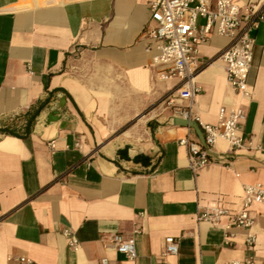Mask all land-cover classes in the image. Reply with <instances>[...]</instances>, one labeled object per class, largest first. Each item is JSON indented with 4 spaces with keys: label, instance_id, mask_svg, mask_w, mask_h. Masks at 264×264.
<instances>
[{
    "label": "crops",
    "instance_id": "0c3cea01",
    "mask_svg": "<svg viewBox=\"0 0 264 264\" xmlns=\"http://www.w3.org/2000/svg\"><path fill=\"white\" fill-rule=\"evenodd\" d=\"M155 1L0 0V128L23 129L48 100L28 139L0 133V264H118L116 234L135 241L131 264H264V204L251 208V229L227 228L228 216L219 226L198 221L212 208L236 215L246 187L264 188V22L253 32L249 97L228 83L220 54L230 40L199 46L211 64L198 77L193 120L217 126L221 108L242 107L249 141L235 149L220 140L215 162L193 170L179 142L200 139L174 124L188 106L180 82L164 79L146 51ZM243 2L264 10V0ZM167 237L179 240L178 255L164 256Z\"/></svg>",
    "mask_w": 264,
    "mask_h": 264
},
{
    "label": "built area",
    "instance_id": "2783aa9c",
    "mask_svg": "<svg viewBox=\"0 0 264 264\" xmlns=\"http://www.w3.org/2000/svg\"><path fill=\"white\" fill-rule=\"evenodd\" d=\"M200 20L204 24L199 25ZM264 22V10L253 3L243 0H156L151 6V18L143 34L150 40L146 51L153 54V62L164 70L161 76L166 79H177L180 82V98L188 103L181 111L184 119L193 120L192 108L201 92L198 84L199 75L210 66L199 55V46L215 35L230 40V44L221 52L220 59L226 65L227 80L231 88L239 95L249 97V74L253 64L255 38L253 32ZM246 114L242 107L232 110L221 108L217 126L199 124L205 138V146L200 141L186 137L179 144L185 147L190 155L193 170L215 162L212 150L223 140L232 148L241 149L248 143V138L241 130ZM198 123L200 120L195 119ZM243 208L232 215L227 208L206 209L198 214V221L219 226L224 217H230L227 228L236 227L251 229L253 218L251 208L264 204V188L248 186L244 190ZM68 245L78 250L80 243L72 230L63 232ZM246 245L253 250L256 238L249 236ZM111 249L123 256L118 264H131L137 258L134 240H125L116 234L111 238ZM179 254V240L167 237L164 256ZM19 264H35L28 258L18 259ZM100 264H112L104 258ZM230 264H257L253 256Z\"/></svg>",
    "mask_w": 264,
    "mask_h": 264
},
{
    "label": "trees",
    "instance_id": "16d2710c",
    "mask_svg": "<svg viewBox=\"0 0 264 264\" xmlns=\"http://www.w3.org/2000/svg\"><path fill=\"white\" fill-rule=\"evenodd\" d=\"M47 103H48V100L45 102L39 103L37 106H35L33 109H31L25 114L24 118L26 120V123L23 126L22 132L19 133L16 131L15 128L7 126V127L0 128V133L3 135H7V136H14V137H17L23 140L28 139L33 132V128H34L37 118L39 117L43 109L46 107ZM127 151L128 149H125V150L120 151L119 153L121 156H123V158L129 159L127 156ZM134 162L143 163L145 166L150 165V159L145 156L136 157L134 159Z\"/></svg>",
    "mask_w": 264,
    "mask_h": 264
},
{
    "label": "water",
    "instance_id": "95a60500",
    "mask_svg": "<svg viewBox=\"0 0 264 264\" xmlns=\"http://www.w3.org/2000/svg\"><path fill=\"white\" fill-rule=\"evenodd\" d=\"M174 124L178 125V126H182V127H190L193 128L195 130V132L197 133L200 142L203 146H205V138H204V133L201 130V127L199 125V123L195 120H188V119H184V118H175L174 119Z\"/></svg>",
    "mask_w": 264,
    "mask_h": 264
},
{
    "label": "bare ground",
    "instance_id": "6f19581e",
    "mask_svg": "<svg viewBox=\"0 0 264 264\" xmlns=\"http://www.w3.org/2000/svg\"><path fill=\"white\" fill-rule=\"evenodd\" d=\"M60 0H40L41 4H47V3H59ZM135 153V150L132 151V154Z\"/></svg>",
    "mask_w": 264,
    "mask_h": 264
},
{
    "label": "rangeland",
    "instance_id": "374dc122",
    "mask_svg": "<svg viewBox=\"0 0 264 264\" xmlns=\"http://www.w3.org/2000/svg\"><path fill=\"white\" fill-rule=\"evenodd\" d=\"M199 23H200L199 25H201V24H204L205 22H204V20H200ZM16 131L20 133V132H22V128L17 127V128H16Z\"/></svg>",
    "mask_w": 264,
    "mask_h": 264
}]
</instances>
